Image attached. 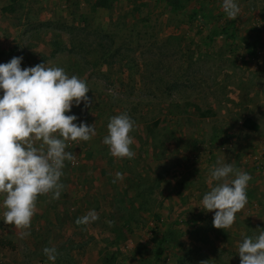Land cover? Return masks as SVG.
<instances>
[{
	"label": "rangeland",
	"instance_id": "1",
	"mask_svg": "<svg viewBox=\"0 0 264 264\" xmlns=\"http://www.w3.org/2000/svg\"><path fill=\"white\" fill-rule=\"evenodd\" d=\"M94 1L0 0V63L22 56V68L59 66L85 80L89 106L66 114L96 129L69 144L75 161L65 164L61 197H38L29 236L0 221V264H51L42 249L53 246L55 264H240L243 236L264 231V0H238L236 19L222 0H179L175 11L114 0L92 12ZM120 113L135 121L132 159L102 143ZM247 117L256 132L241 127ZM218 160L252 177L247 204L224 230L200 203ZM90 209L99 219L77 224Z\"/></svg>",
	"mask_w": 264,
	"mask_h": 264
},
{
	"label": "clouds",
	"instance_id": "2",
	"mask_svg": "<svg viewBox=\"0 0 264 264\" xmlns=\"http://www.w3.org/2000/svg\"><path fill=\"white\" fill-rule=\"evenodd\" d=\"M228 19L241 11L238 0H222ZM23 57L14 56L0 63V207L4 224L20 229L21 237L30 235L31 221L39 196L61 197L66 162H74L71 142L90 141L96 135L93 124L71 113L74 106L88 107L89 87L85 80L69 75L63 67L36 64L21 67ZM135 121L120 113L109 118L102 143L117 159H132L134 137L130 134ZM121 173H116L120 178ZM251 174L232 163L217 161L209 169L210 185L200 201L203 210L213 211L212 225L230 228L236 213L248 202L247 187ZM115 182V181H114ZM213 182H215L213 184ZM99 219L95 209L77 218V224ZM43 254L51 264L58 256L56 247H44ZM240 264H264V231L244 235L239 242Z\"/></svg>",
	"mask_w": 264,
	"mask_h": 264
},
{
	"label": "trees",
	"instance_id": "3",
	"mask_svg": "<svg viewBox=\"0 0 264 264\" xmlns=\"http://www.w3.org/2000/svg\"><path fill=\"white\" fill-rule=\"evenodd\" d=\"M157 1H164L167 6L170 7L171 11H175V9L179 5V0H157ZM114 0H95L93 4L90 7V10L92 12H95L99 9H106L109 10L113 7ZM189 19H198V14L194 11L191 14H189ZM55 44V43H54ZM56 45V44H55ZM248 46L254 48V43L248 44ZM158 124V121H155L152 125L146 127L147 133H152L154 127H156ZM242 127L244 129H247L248 131L256 132L259 128L258 124L251 118L247 117L242 121ZM167 238L164 235H161L160 239L157 241V245L154 248V251L156 255H161L163 252L162 248L166 245Z\"/></svg>",
	"mask_w": 264,
	"mask_h": 264
},
{
	"label": "crops",
	"instance_id": "4",
	"mask_svg": "<svg viewBox=\"0 0 264 264\" xmlns=\"http://www.w3.org/2000/svg\"><path fill=\"white\" fill-rule=\"evenodd\" d=\"M263 66L262 67H264V64H262ZM257 123V122H256ZM242 127V126H241ZM83 144H84V142H82ZM85 145V144H84ZM85 146H87V144L85 145ZM261 164H263V163H261ZM172 189H174L175 190V188L173 187V186H169V192H170V190H172ZM250 192V189L249 188H247V193H249ZM180 193V192H179ZM82 195H84V194H82ZM175 199H176V197H175ZM166 202V201H165ZM170 204H171V202H170ZM170 204H168L167 203V205H168V208H167V212L170 214V212H171V209H172V205H170ZM255 206V205H254ZM247 209H250L251 210V207H249V205H247ZM247 209H246V211L245 212H247ZM249 211V210H248ZM238 219H239V217H237L236 216V222L238 221Z\"/></svg>",
	"mask_w": 264,
	"mask_h": 264
}]
</instances>
